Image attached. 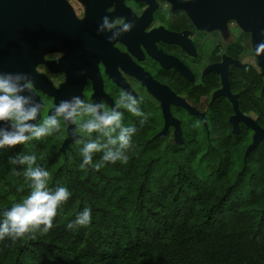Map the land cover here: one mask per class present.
<instances>
[{"label": "trees", "instance_id": "trees-1", "mask_svg": "<svg viewBox=\"0 0 264 264\" xmlns=\"http://www.w3.org/2000/svg\"><path fill=\"white\" fill-rule=\"evenodd\" d=\"M256 102L264 127V94ZM229 113L211 110L209 140L182 145L154 138L159 126L131 121L137 132L129 160L99 170L103 152L80 167L92 135L65 153L59 131L11 147L0 158V221L31 191L27 166L9 162L17 155H35L51 174L48 187L72 195L49 232L0 241V264H264V141L244 159L250 141L244 127L232 134ZM86 207L91 223L69 229Z\"/></svg>", "mask_w": 264, "mask_h": 264}, {"label": "flooded vegetation", "instance_id": "flooded-vegetation-1", "mask_svg": "<svg viewBox=\"0 0 264 264\" xmlns=\"http://www.w3.org/2000/svg\"><path fill=\"white\" fill-rule=\"evenodd\" d=\"M105 15L135 27L109 43L111 33H98ZM43 26L48 29L45 47L20 49L21 56L0 60V73L19 74L21 83L26 76L34 82L32 94L43 106L34 124L53 115L62 100L80 97L85 103L103 102L111 110L121 92H127L139 101L147 123L159 126L154 138L174 143L180 138L182 144L206 141L210 111L222 107L230 111L227 122L234 134L233 104L220 94L227 88L240 114L264 130L254 111L257 95L264 94V67L251 32L234 20L223 27H201L171 0H49ZM247 101L251 108L244 112ZM163 105L172 121L156 137L165 124ZM119 110L125 126L142 119ZM84 119L78 117L73 124V142L87 134L76 131ZM60 123L61 146L68 138V126L62 118ZM242 127L251 144L254 131L241 120L235 135ZM8 149L0 148V158Z\"/></svg>", "mask_w": 264, "mask_h": 264}, {"label": "clouds", "instance_id": "clouds-1", "mask_svg": "<svg viewBox=\"0 0 264 264\" xmlns=\"http://www.w3.org/2000/svg\"><path fill=\"white\" fill-rule=\"evenodd\" d=\"M134 27L133 22L122 18L110 20L105 15L98 27V33H111V43ZM257 52H264V42L257 46ZM21 79L19 74L0 73V148H11L32 139L39 140L50 136L60 130L61 118L65 123L75 124L80 117L86 119L78 126L77 132L87 133L89 137L92 133L99 134L97 138H90L84 143L81 149V168L92 165L93 154L96 152H103L101 162L94 166L96 170L109 162L127 163L128 150L132 147V137L137 128L124 125L123 113L119 109H126L132 115L141 117L140 124L143 125L148 121V115L140 110L136 98L127 92H121L115 108L109 110L103 102L85 103L80 97H72L71 100H62L53 115L44 118L39 124H34L32 121L41 115L43 106L36 102L32 94L34 82L27 76L23 78V83ZM100 136L106 137L107 143L101 142ZM76 142L82 141L77 139ZM36 159L35 155L23 154L10 158L11 164L27 166L23 174L31 181V191L22 201L14 203L3 212L0 241L8 238L15 243L22 238L35 239L37 232H49L54 226L58 208L72 195L66 187L51 190L48 187L51 174L47 169L36 165ZM91 218V209L86 207L67 227H86L91 223Z\"/></svg>", "mask_w": 264, "mask_h": 264}, {"label": "water", "instance_id": "water-1", "mask_svg": "<svg viewBox=\"0 0 264 264\" xmlns=\"http://www.w3.org/2000/svg\"><path fill=\"white\" fill-rule=\"evenodd\" d=\"M171 1L175 6L185 8L193 16L195 23L201 27L205 26L209 29L223 27L228 21L234 20L244 31L251 32L256 49L260 43L264 42V35H262L264 33V0ZM48 6L49 0H0V60L16 55L21 56L18 53L20 49L45 47V36L48 29L43 26V16ZM257 55L259 63L264 67V52H257ZM220 94L227 96L233 104L235 115L230 118L233 133H237V122L240 120L254 131L252 142L244 153V159H246L250 152L256 149L261 141H264V130L240 114L235 97L229 93L227 88ZM163 112L165 115L164 128L156 137L163 135L172 121L166 105H163ZM35 122L36 120L32 121V123ZM66 124L68 138L59 148L61 153H65L69 149V144L74 140L73 123ZM175 126L178 130V126ZM175 144H182L180 138L175 141Z\"/></svg>", "mask_w": 264, "mask_h": 264}]
</instances>
